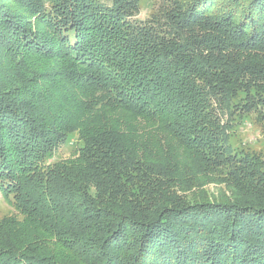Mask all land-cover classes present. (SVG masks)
Here are the masks:
<instances>
[{"label": "trees", "instance_id": "obj_1", "mask_svg": "<svg viewBox=\"0 0 264 264\" xmlns=\"http://www.w3.org/2000/svg\"><path fill=\"white\" fill-rule=\"evenodd\" d=\"M139 10L0 0V264H264V0Z\"/></svg>", "mask_w": 264, "mask_h": 264}, {"label": "rangeland", "instance_id": "obj_2", "mask_svg": "<svg viewBox=\"0 0 264 264\" xmlns=\"http://www.w3.org/2000/svg\"><path fill=\"white\" fill-rule=\"evenodd\" d=\"M158 2L159 0H140V10L134 17L135 20L145 21L151 11L156 8ZM228 141L237 152L256 151L264 154V127L256 123L252 115L243 119L236 117L230 129ZM79 145L80 141L77 138V134L73 133L70 140L61 145L48 162L72 157ZM209 187L214 189L215 186L211 184ZM12 210L11 204L0 194V218L9 214Z\"/></svg>", "mask_w": 264, "mask_h": 264}]
</instances>
